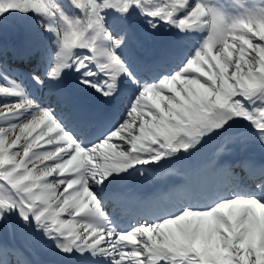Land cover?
Wrapping results in <instances>:
<instances>
[{"label":"snow or ice","instance_id":"snow-or-ice-1","mask_svg":"<svg viewBox=\"0 0 264 264\" xmlns=\"http://www.w3.org/2000/svg\"><path fill=\"white\" fill-rule=\"evenodd\" d=\"M255 149L264 154V10L229 20L205 0H0V257L264 264ZM194 154L195 167H171L183 182L149 199L112 191L120 173L163 175Z\"/></svg>","mask_w":264,"mask_h":264},{"label":"rangeland","instance_id":"rangeland-1","mask_svg":"<svg viewBox=\"0 0 264 264\" xmlns=\"http://www.w3.org/2000/svg\"><path fill=\"white\" fill-rule=\"evenodd\" d=\"M260 10H264V2H263V6L260 8ZM256 39H259V37L257 36Z\"/></svg>","mask_w":264,"mask_h":264}]
</instances>
